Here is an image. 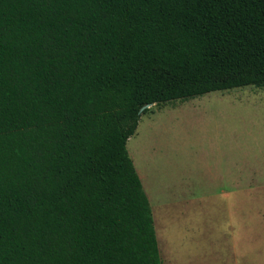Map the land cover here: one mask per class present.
Listing matches in <instances>:
<instances>
[{
  "label": "trees",
  "instance_id": "1",
  "mask_svg": "<svg viewBox=\"0 0 264 264\" xmlns=\"http://www.w3.org/2000/svg\"><path fill=\"white\" fill-rule=\"evenodd\" d=\"M246 86L264 0H0V264H162L140 109Z\"/></svg>",
  "mask_w": 264,
  "mask_h": 264
},
{
  "label": "rangeland",
  "instance_id": "2",
  "mask_svg": "<svg viewBox=\"0 0 264 264\" xmlns=\"http://www.w3.org/2000/svg\"><path fill=\"white\" fill-rule=\"evenodd\" d=\"M219 93L169 102L127 141L161 204L186 209L175 234L163 223L165 264H264V89Z\"/></svg>",
  "mask_w": 264,
  "mask_h": 264
},
{
  "label": "crops",
  "instance_id": "3",
  "mask_svg": "<svg viewBox=\"0 0 264 264\" xmlns=\"http://www.w3.org/2000/svg\"><path fill=\"white\" fill-rule=\"evenodd\" d=\"M243 88L264 89L263 87L246 86V87L236 88V89H231V90H226V91H216V92H220V93L214 98L219 99V96L222 94H225V93L230 92V91L240 90ZM210 93H213V92H210ZM207 94H209V93H207ZM196 98H198V97H196ZM192 99H194V98H192ZM183 101H185V100H183ZM165 106H169L170 108H175L177 106V104H175V103L169 104L168 103V105H167V103H166V104H161V105H150L147 108V111L141 115V117H143V118L141 120V117H140L139 121L141 120V122H142V129L137 134L138 139H139V135H140V139H141L142 134L146 131L147 126H148L147 123L152 118L154 113L161 110ZM138 125H139V122H138ZM126 145H127V143H126ZM126 150H127V146H126ZM127 153H128V151H127ZM131 153H132V155H134L135 151L134 152L132 151ZM131 161H132L133 166L135 168V171L139 177L143 191H144V193L148 199V202H149V205L151 208L153 224H154V228L156 229L155 235L157 234L156 239H157V245H158V250H159L161 262H162V264H165V262L168 260H171L172 262H174L176 260L174 258H172L173 251H171V248L168 246V244L166 242V238H165V235H166L165 232L166 231L164 230L163 223L165 226L166 222H168V225L171 229L170 233L173 232L175 234V228H177L179 226V224H181V222L183 221L186 209H185V207H181L184 205L182 204L181 200L177 196L174 195L175 193H173L172 197H170L166 201L167 203L161 204V200H159L158 195L156 196L153 192H151V187L148 184V182L146 181L145 177L142 175V170L141 169H139V171L136 170L137 169L136 165L139 166L137 159L134 158V161L136 164L134 163V161L132 159H131Z\"/></svg>",
  "mask_w": 264,
  "mask_h": 264
},
{
  "label": "water",
  "instance_id": "4",
  "mask_svg": "<svg viewBox=\"0 0 264 264\" xmlns=\"http://www.w3.org/2000/svg\"><path fill=\"white\" fill-rule=\"evenodd\" d=\"M150 105H145L144 107H142L141 109H140V113H142L145 109H147L148 107H149Z\"/></svg>",
  "mask_w": 264,
  "mask_h": 264
}]
</instances>
